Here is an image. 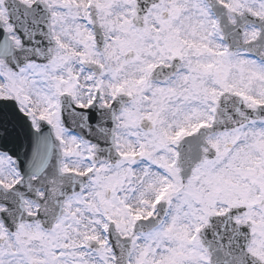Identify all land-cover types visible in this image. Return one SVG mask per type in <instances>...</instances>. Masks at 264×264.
<instances>
[{
	"label": "snow or ice",
	"instance_id": "1",
	"mask_svg": "<svg viewBox=\"0 0 264 264\" xmlns=\"http://www.w3.org/2000/svg\"><path fill=\"white\" fill-rule=\"evenodd\" d=\"M0 264H264V0H0Z\"/></svg>",
	"mask_w": 264,
	"mask_h": 264
}]
</instances>
